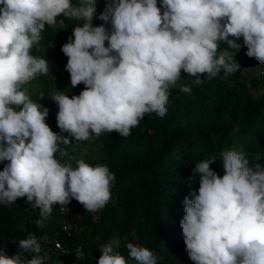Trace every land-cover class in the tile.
I'll use <instances>...</instances> for the list:
<instances>
[{
	"label": "clouds",
	"instance_id": "9594fccd",
	"mask_svg": "<svg viewBox=\"0 0 264 264\" xmlns=\"http://www.w3.org/2000/svg\"><path fill=\"white\" fill-rule=\"evenodd\" d=\"M96 3L0 0V205L26 197L40 210V228L54 206L63 210L73 199L87 212L101 211L116 181L106 164L90 165L81 158L73 167L71 158L64 161L68 153L61 145L71 144L69 137L51 130L50 110L28 94L26 85L50 72V62L32 54L46 25L61 16L83 21L62 52L71 86L85 87L71 98L62 91L51 97L58 106V128L77 142L113 131L128 138L146 114L163 118L181 70L194 85L221 71L235 73L241 65L229 49L239 51L241 37L246 55L264 65V0H161L159 6L157 0H106L98 17L104 23L94 26ZM221 43L228 47L218 52ZM180 90L190 94L192 89ZM221 156L223 175L210 167L214 157L193 169L200 181L198 194L184 199L186 251L194 264H264V165H250L235 146ZM118 244H103L97 264H158L154 250L128 242L126 258L114 251ZM18 249L10 256L0 248V264H45L34 234L20 239ZM75 255L84 259L80 248Z\"/></svg>",
	"mask_w": 264,
	"mask_h": 264
},
{
	"label": "trees",
	"instance_id": "16d2710c",
	"mask_svg": "<svg viewBox=\"0 0 264 264\" xmlns=\"http://www.w3.org/2000/svg\"><path fill=\"white\" fill-rule=\"evenodd\" d=\"M105 3L106 0H97L94 26L103 24L98 17ZM157 3L159 6L161 0ZM81 23L58 17L55 25H46L41 33L39 50L32 49L33 55L41 57L40 48L54 44L53 63L65 82L62 92L70 98L79 95L85 86L83 83L71 86L65 68L68 58L62 46L72 36L73 28ZM106 27L110 30L111 25ZM236 42L241 45L239 51H229L241 65L238 71L227 76L221 71L217 77L193 87L190 94L170 87L167 114L163 118L156 113L146 114L128 138L113 131L91 140L92 145L100 146L99 154L85 162L106 164L116 176L112 198L104 209L87 212L73 199L63 210L54 206L45 227L40 228L33 218L40 219V210L27 211L22 198H18L13 204L0 205V248L14 255L19 250L18 241L32 233L43 248L42 255H46L45 264H53L58 258L64 264H97L100 247L112 241H119L114 251L126 258V243L132 242L154 250L158 264H194L186 251L181 221L185 197L192 199V193L198 194L200 177L193 172L196 163L214 157L216 160L210 167L223 175L221 153L235 146L245 152L250 165L254 162L264 165V79L261 74L259 78H244L246 70L258 61L246 55L243 37ZM227 47L221 43L218 52ZM181 75L189 74L181 70ZM53 84L49 74L38 75L26 87L29 91L35 85L43 88V98L39 96L34 101L45 103ZM237 125L239 131L234 133L233 127ZM53 131L69 137L71 144L61 146L73 155V148L84 142L75 141L59 128ZM257 154L261 155L259 160L255 159ZM69 158L75 167L76 161ZM3 166L0 163V170ZM63 224L71 227V236L63 232ZM54 239L61 241L67 254L57 257L51 253ZM77 248L83 251V260H77ZM24 255L31 258L29 253Z\"/></svg>",
	"mask_w": 264,
	"mask_h": 264
},
{
	"label": "rangeland",
	"instance_id": "374dc122",
	"mask_svg": "<svg viewBox=\"0 0 264 264\" xmlns=\"http://www.w3.org/2000/svg\"><path fill=\"white\" fill-rule=\"evenodd\" d=\"M104 23V22H103ZM107 26V25H106ZM55 46L50 45V46H42L40 48V53H41V57L42 58H46L49 62H50V72H49V76L54 80V84L52 85L49 95L47 96V100L45 103H39L41 105H43L44 107H47L50 111H49V115L46 118V123L48 125H52L54 123H56V114L58 112V106L56 105V103L54 101L51 100V97L56 94L57 91H62V89L65 86V82L63 80V76L61 75L60 71L55 67L53 60H54V53H55ZM264 65H259V62H256L254 64H252L245 72L244 74V78H259L260 76V72L262 70V67ZM193 78L190 77L189 75L187 76H183L181 75V78L176 82V85L173 88H180L182 86H189L191 87V89L197 85L193 84ZM31 90H28V94H30V92H32L30 94V97L35 100L37 97L41 96V94L43 93V88L38 87L37 85L33 86L30 88ZM36 92H34V90H36ZM16 110H19V108H17ZM53 131V129H51ZM61 148H63L61 146ZM65 149V148H63ZM66 150V149H65ZM99 150H100V146L97 144H93L92 145V141H84L82 144H79L77 147L73 148L74 151V155L68 151V156L64 157V161H68V158L71 156L73 157V161H77L78 159H95L98 154H99ZM58 155V154H57ZM22 205L25 207V209L29 212H33L34 208L32 207V205L30 203L27 202L26 197L22 198L21 201ZM35 221L38 220L37 217H33ZM53 264H64L62 259H56Z\"/></svg>",
	"mask_w": 264,
	"mask_h": 264
},
{
	"label": "built area",
	"instance_id": "2783aa9c",
	"mask_svg": "<svg viewBox=\"0 0 264 264\" xmlns=\"http://www.w3.org/2000/svg\"><path fill=\"white\" fill-rule=\"evenodd\" d=\"M260 74L264 79V66L262 67ZM49 126L53 130H57V128H58L57 122L52 124V125H49ZM62 230L68 236H71V227L68 224H63ZM51 245H52V247L50 248V251L52 254L56 255L57 257H62L68 253V251L66 249H64V247H63V245L59 239L52 240Z\"/></svg>",
	"mask_w": 264,
	"mask_h": 264
}]
</instances>
